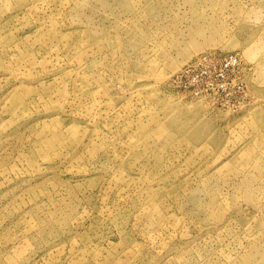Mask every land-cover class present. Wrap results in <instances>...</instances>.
<instances>
[{
  "label": "rangeland",
  "instance_id": "374dc122",
  "mask_svg": "<svg viewBox=\"0 0 264 264\" xmlns=\"http://www.w3.org/2000/svg\"><path fill=\"white\" fill-rule=\"evenodd\" d=\"M0 264H264V0H0Z\"/></svg>",
  "mask_w": 264,
  "mask_h": 264
},
{
  "label": "built area",
  "instance_id": "2783aa9c",
  "mask_svg": "<svg viewBox=\"0 0 264 264\" xmlns=\"http://www.w3.org/2000/svg\"><path fill=\"white\" fill-rule=\"evenodd\" d=\"M215 58H220V57H215V56H206L205 58H203V61H205L206 63L211 61V60H215ZM221 62H225L226 66H241V61L240 58H238L237 56H225L222 60H220Z\"/></svg>",
  "mask_w": 264,
  "mask_h": 264
}]
</instances>
